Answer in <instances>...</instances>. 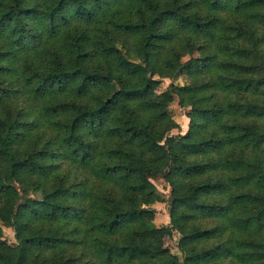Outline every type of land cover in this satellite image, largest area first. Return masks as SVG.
I'll use <instances>...</instances> for the list:
<instances>
[{
	"label": "trees",
	"instance_id": "obj_1",
	"mask_svg": "<svg viewBox=\"0 0 264 264\" xmlns=\"http://www.w3.org/2000/svg\"><path fill=\"white\" fill-rule=\"evenodd\" d=\"M226 117L264 134V0H0V264H264V151Z\"/></svg>",
	"mask_w": 264,
	"mask_h": 264
},
{
	"label": "rangeland",
	"instance_id": "obj_2",
	"mask_svg": "<svg viewBox=\"0 0 264 264\" xmlns=\"http://www.w3.org/2000/svg\"><path fill=\"white\" fill-rule=\"evenodd\" d=\"M195 54L183 55L181 57V64H186L189 60L194 59ZM152 79L154 83V93H163L166 95V105L167 111L170 115L172 122L169 125L167 130V135L171 137H176L187 130L188 117L190 115L189 107L177 105L176 99L168 91L169 85H182L187 81V76L184 70H178L174 75L169 78H160L153 76ZM222 129L227 130L228 127L231 130L229 135H238L241 137L242 143L248 144L251 147L259 148L264 151V134L259 133L257 122L254 118L250 117H226L221 121ZM227 134V135H228ZM166 135V136H167ZM170 140L164 139L160 143H157L153 146H149V152L164 153L165 146L169 145ZM164 151V152H163ZM157 191L162 196V201L153 203L149 208L154 211L153 223L155 225H167L169 218V206L167 202L169 188L160 178V174L155 179H152ZM21 195L22 191H20ZM26 195L31 197H38L39 191L28 189ZM0 237L1 240L7 245H14L15 240L13 237V232L10 228L5 227L0 224ZM179 234L175 231H172L169 235H164L162 237L163 247L167 248L171 253H174L180 257L178 252V241Z\"/></svg>",
	"mask_w": 264,
	"mask_h": 264
}]
</instances>
